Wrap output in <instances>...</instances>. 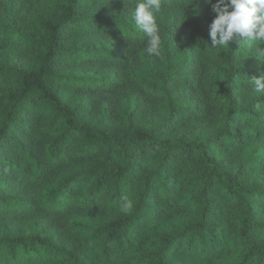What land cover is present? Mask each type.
Listing matches in <instances>:
<instances>
[{"label":"trees","instance_id":"1","mask_svg":"<svg viewBox=\"0 0 264 264\" xmlns=\"http://www.w3.org/2000/svg\"><path fill=\"white\" fill-rule=\"evenodd\" d=\"M5 1L0 217L66 218L4 224L0 264H264V41L213 49L212 5L161 0L149 56L139 0H41L26 19Z\"/></svg>","mask_w":264,"mask_h":264},{"label":"clouds","instance_id":"2","mask_svg":"<svg viewBox=\"0 0 264 264\" xmlns=\"http://www.w3.org/2000/svg\"><path fill=\"white\" fill-rule=\"evenodd\" d=\"M216 17L210 24L211 47L229 46L230 42L251 47L254 41H264V0H206ZM161 0H139L135 5V25L147 36L146 53L159 56L160 34L154 13ZM260 51V49H258ZM255 92H264V74L252 79Z\"/></svg>","mask_w":264,"mask_h":264},{"label":"rangeland","instance_id":"3","mask_svg":"<svg viewBox=\"0 0 264 264\" xmlns=\"http://www.w3.org/2000/svg\"><path fill=\"white\" fill-rule=\"evenodd\" d=\"M12 2L15 3V6H12ZM41 0H6L3 3V9H17V7L20 9L21 17L23 19H26L28 14L40 12L41 6H40ZM175 18V15H172L168 18V22L170 23ZM182 18V17H181ZM110 39V37H109ZM116 44L119 46H123L124 43L119 39L114 37ZM103 40H106V38H103ZM17 56L19 55V58L21 60H26L27 55L25 51H19L16 53ZM95 68V66H94ZM100 71H104V68H97ZM121 93L114 92L112 94H102V95H96L95 100V107H98L103 101H110V102H116L120 99ZM37 125H39V122H37ZM54 177V174H52ZM19 194L23 196L33 197L34 195H38L39 193V186L36 187L35 190L32 189H22L21 191H18ZM66 217H50L47 215L42 214L41 212H34L27 215H19V216H13V215H6L4 217H0V229L4 224H8L13 232L17 230H28L34 227L35 224L37 225H44L47 227H50L51 229H56L60 226L63 219Z\"/></svg>","mask_w":264,"mask_h":264}]
</instances>
